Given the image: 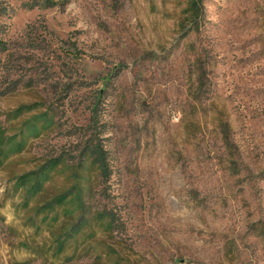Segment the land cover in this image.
<instances>
[{
    "label": "rangeland",
    "instance_id": "rangeland-1",
    "mask_svg": "<svg viewBox=\"0 0 264 264\" xmlns=\"http://www.w3.org/2000/svg\"><path fill=\"white\" fill-rule=\"evenodd\" d=\"M0 264H264V0H0Z\"/></svg>",
    "mask_w": 264,
    "mask_h": 264
},
{
    "label": "trees",
    "instance_id": "trees-1",
    "mask_svg": "<svg viewBox=\"0 0 264 264\" xmlns=\"http://www.w3.org/2000/svg\"><path fill=\"white\" fill-rule=\"evenodd\" d=\"M103 163V162H102Z\"/></svg>",
    "mask_w": 264,
    "mask_h": 264
}]
</instances>
